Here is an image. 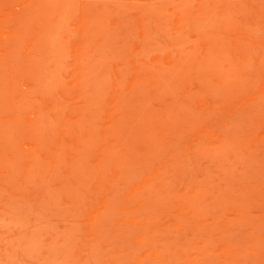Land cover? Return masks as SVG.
I'll return each instance as SVG.
<instances>
[{
    "label": "rangeland",
    "instance_id": "rangeland-1",
    "mask_svg": "<svg viewBox=\"0 0 264 264\" xmlns=\"http://www.w3.org/2000/svg\"><path fill=\"white\" fill-rule=\"evenodd\" d=\"M0 264H264V0H0Z\"/></svg>",
    "mask_w": 264,
    "mask_h": 264
}]
</instances>
